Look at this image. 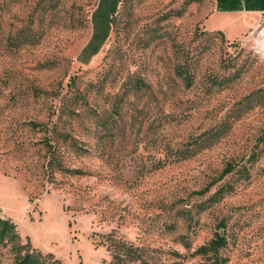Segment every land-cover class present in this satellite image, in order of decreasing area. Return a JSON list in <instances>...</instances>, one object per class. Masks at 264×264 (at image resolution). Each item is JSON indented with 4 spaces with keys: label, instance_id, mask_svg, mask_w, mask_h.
Instances as JSON below:
<instances>
[{
    "label": "rangeland",
    "instance_id": "rangeland-1",
    "mask_svg": "<svg viewBox=\"0 0 264 264\" xmlns=\"http://www.w3.org/2000/svg\"><path fill=\"white\" fill-rule=\"evenodd\" d=\"M98 3L0 0V264H264V15L116 0L88 54Z\"/></svg>",
    "mask_w": 264,
    "mask_h": 264
},
{
    "label": "crops",
    "instance_id": "crops-1",
    "mask_svg": "<svg viewBox=\"0 0 264 264\" xmlns=\"http://www.w3.org/2000/svg\"><path fill=\"white\" fill-rule=\"evenodd\" d=\"M264 15V0H212L211 11L203 18V28L218 31L226 40L243 37Z\"/></svg>",
    "mask_w": 264,
    "mask_h": 264
},
{
    "label": "trees",
    "instance_id": "trees-1",
    "mask_svg": "<svg viewBox=\"0 0 264 264\" xmlns=\"http://www.w3.org/2000/svg\"><path fill=\"white\" fill-rule=\"evenodd\" d=\"M108 6L105 9L104 12H100L101 6L104 3V0H99L97 8L93 11V22H94V31L93 34L86 44V46L83 48V51L86 53L93 54L95 53L101 42L104 40V38L107 35L108 31V17L109 14L112 13L115 10V4L116 0H108ZM99 15V17H98ZM98 21L101 22V27L98 25ZM231 168V164H227L220 175L226 174ZM17 232L15 231V225L10 219L3 218L0 216V240L7 238L8 241L14 242L15 238L17 237ZM220 236L216 237L212 241H210L213 244H219L221 242ZM201 249H204V247H201ZM45 259H52L50 263H46ZM14 264H59V261L57 259H54L51 253H48L46 255H41L39 251H34L33 249H26L24 252L17 249L16 257Z\"/></svg>",
    "mask_w": 264,
    "mask_h": 264
},
{
    "label": "bare ground",
    "instance_id": "bare-ground-1",
    "mask_svg": "<svg viewBox=\"0 0 264 264\" xmlns=\"http://www.w3.org/2000/svg\"><path fill=\"white\" fill-rule=\"evenodd\" d=\"M262 30H264V29H262ZM264 32V31H263ZM263 42H264V39H263Z\"/></svg>",
    "mask_w": 264,
    "mask_h": 264
},
{
    "label": "built area",
    "instance_id": "built-area-1",
    "mask_svg": "<svg viewBox=\"0 0 264 264\" xmlns=\"http://www.w3.org/2000/svg\"><path fill=\"white\" fill-rule=\"evenodd\" d=\"M263 42V41H262ZM263 44H264V42H263Z\"/></svg>",
    "mask_w": 264,
    "mask_h": 264
}]
</instances>
